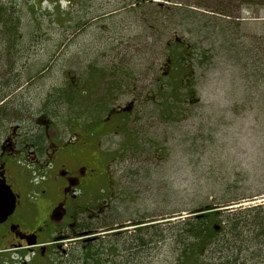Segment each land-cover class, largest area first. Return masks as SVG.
Instances as JSON below:
<instances>
[{"label": "rangeland", "instance_id": "1", "mask_svg": "<svg viewBox=\"0 0 264 264\" xmlns=\"http://www.w3.org/2000/svg\"><path fill=\"white\" fill-rule=\"evenodd\" d=\"M0 6L18 21L13 49L3 52L8 44H0V132L21 124L29 136L39 134L44 124L36 120L45 116L48 135L61 141L77 129L93 133L90 142L103 153L100 173L107 170L102 183L113 195L110 221L118 225L111 229L125 226L100 245L117 255L99 256L115 264L235 261L225 242L216 243L224 250L210 261L186 257L179 236L188 212L208 204L238 196L232 208L264 206V0H0ZM176 8V15L168 12ZM222 29L232 50L222 47ZM186 48L197 66L184 72L177 62L168 65ZM7 54L15 61L9 74ZM186 83L191 93L172 115L153 90L172 85L180 99ZM128 103L125 117L94 125ZM241 246V255H252L237 264H264V235Z\"/></svg>", "mask_w": 264, "mask_h": 264}, {"label": "flooded vegetation", "instance_id": "2", "mask_svg": "<svg viewBox=\"0 0 264 264\" xmlns=\"http://www.w3.org/2000/svg\"><path fill=\"white\" fill-rule=\"evenodd\" d=\"M131 109L111 110L102 125ZM44 117L36 120L45 124L39 134L29 136L21 124L0 132V185L9 188L0 189V264H96L90 250L125 227L111 229L113 195L101 179L103 153L90 142L93 133L81 129L63 142L50 137Z\"/></svg>", "mask_w": 264, "mask_h": 264}, {"label": "trees", "instance_id": "3", "mask_svg": "<svg viewBox=\"0 0 264 264\" xmlns=\"http://www.w3.org/2000/svg\"><path fill=\"white\" fill-rule=\"evenodd\" d=\"M140 3H136V5H139ZM175 10V11H174ZM179 11L178 8L171 9L168 12H172V15H176ZM171 15V16H172ZM225 24V23H224ZM18 28V21L14 20L13 18L9 17L8 14H6V9H4L2 6H0V44L6 43L8 44V47H3L2 51L6 49H13L14 45L16 44V33ZM220 36L222 38V47H228L229 50H232V46H229V41L227 40L226 33L222 29L220 32ZM182 46L181 43H175V47ZM172 45L170 46V48ZM237 47L233 46L234 55L237 54ZM189 50L186 48L184 49V52L181 56L176 57L174 54L169 57L168 65L171 63H178L180 65L181 71L184 72H190L191 69H193L195 66H197L199 63L194 60L192 57L193 54H190L188 52ZM248 57H250L248 55ZM13 61V62H12ZM196 62L195 66L194 63ZM3 63L6 66V74H9L12 69L14 68L15 61L14 56L7 54L3 58ZM264 68V63L262 64ZM171 72L168 71L166 73V76H170ZM183 77V75L180 76V79ZM189 77L191 79V75L189 74ZM15 81H18L15 79ZM184 81V80H183ZM182 81V82H183ZM190 84H185L181 88V94L180 99L173 98L174 93L173 91H170V89H173L174 86L168 85L166 90H164L161 85L156 86L153 90V93L158 95V98H162V105L165 107H171V113L172 115H177L182 111L183 109V103L185 96L189 95V92L191 87H189ZM73 91V90H72ZM184 94V95H183ZM69 98L72 99V95L67 94ZM154 99L156 97L150 98L151 104L154 102ZM147 100V99H146ZM76 101V100H75ZM74 101V102H75ZM2 102V101H1ZM155 103V102H154ZM158 105V100L156 102ZM4 105H0V111L3 109ZM109 112V111H108ZM125 113L130 112H122L117 117L123 118L125 117ZM4 116H0L2 118ZM127 121V120H126ZM104 123V120L98 121L94 125L102 124ZM99 126V125H98ZM241 199L238 196H234L232 198L226 199L224 202H219L216 204H208L204 207H202L198 211H190L188 212V217H185L184 220L181 223V233L183 239V242H187L186 246L183 248V251L187 253L186 257L193 256H205V258H208L207 261H210L212 254L215 251H222L224 248L222 246L216 245L218 242H225L231 245L225 246L226 250L233 251L232 253V260H235L233 262H229V260H225L224 262H218V264H237L236 259H240V256L245 257L252 254H245L241 255V250L243 249V246H241V243H247L253 240V238L257 236L264 235V206H255L247 208V210L244 209V211L240 210L242 206H239L237 208H232L231 206L239 205L241 203ZM231 207V208H230ZM263 212V214H261ZM253 214V215H252ZM247 217L248 220H247ZM214 222H218L219 226H216ZM138 223V222H137ZM249 227L251 230H249ZM251 234V237H245L244 233ZM180 232H178L179 234ZM218 234H224L228 236L227 238H220L218 241H216V236ZM231 242H228L230 241ZM234 243H239L240 245H236ZM99 248V249H98ZM104 247L98 246L93 247L90 250L89 255L96 261V264H101L99 261V255L101 251H103ZM245 250V247H244ZM236 251V252H234ZM103 253V252H102ZM220 260V258H217ZM242 262L239 264H244L246 260L242 259ZM206 261L201 262H194V264H205Z\"/></svg>", "mask_w": 264, "mask_h": 264}, {"label": "water", "instance_id": "4", "mask_svg": "<svg viewBox=\"0 0 264 264\" xmlns=\"http://www.w3.org/2000/svg\"><path fill=\"white\" fill-rule=\"evenodd\" d=\"M3 184H4V182H3ZM0 189H1V190H6V189L9 190V188L6 187L5 185H0Z\"/></svg>", "mask_w": 264, "mask_h": 264}]
</instances>
